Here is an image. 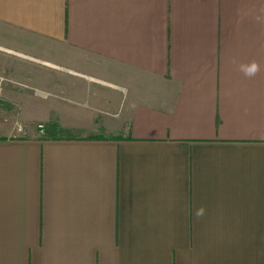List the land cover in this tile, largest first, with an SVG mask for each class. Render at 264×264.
<instances>
[{"label": "crops", "instance_id": "1", "mask_svg": "<svg viewBox=\"0 0 264 264\" xmlns=\"http://www.w3.org/2000/svg\"><path fill=\"white\" fill-rule=\"evenodd\" d=\"M0 50V264H264V0H0Z\"/></svg>", "mask_w": 264, "mask_h": 264}, {"label": "rangeland", "instance_id": "2", "mask_svg": "<svg viewBox=\"0 0 264 264\" xmlns=\"http://www.w3.org/2000/svg\"><path fill=\"white\" fill-rule=\"evenodd\" d=\"M0 53L1 54H5L6 56H8V57H10V58H17V56L16 55H14V54H12V53H9V52H6V51H3V50H0ZM21 61H25V62H28V60H24V59H22ZM53 62H54V60H52ZM58 65H61V66H64V67H69V63H64V62H60V61H57L56 62ZM3 76H5L6 77V74H2V76L0 75V83L1 82H4V79H2L3 78ZM0 107H3V106H0ZM12 108H10V110H11ZM14 109H17V107L15 106L14 107ZM50 126H54L53 124L52 125H50ZM48 127L46 126L45 128H44V131L45 132H42L40 135L42 136V137H46L47 139H61V138H68V137H70L68 134H65V132L64 131H62V130H60L59 128H58V130L57 131H55V130H53V128H51V129H47ZM50 128V127H49ZM38 130H41V129H38Z\"/></svg>", "mask_w": 264, "mask_h": 264}, {"label": "clouds", "instance_id": "3", "mask_svg": "<svg viewBox=\"0 0 264 264\" xmlns=\"http://www.w3.org/2000/svg\"><path fill=\"white\" fill-rule=\"evenodd\" d=\"M259 19V17H257ZM233 63H236L233 60ZM239 70L243 73V75L247 78H253L260 72V65L257 61L253 60L248 63L239 64ZM203 215V209H198L196 211V216L200 217Z\"/></svg>", "mask_w": 264, "mask_h": 264}, {"label": "built area", "instance_id": "4", "mask_svg": "<svg viewBox=\"0 0 264 264\" xmlns=\"http://www.w3.org/2000/svg\"><path fill=\"white\" fill-rule=\"evenodd\" d=\"M41 128H43V127H41ZM23 130H24L23 127H22L21 125H19V126H18V131H19V133L22 134V133H23Z\"/></svg>", "mask_w": 264, "mask_h": 264}, {"label": "trees", "instance_id": "5", "mask_svg": "<svg viewBox=\"0 0 264 264\" xmlns=\"http://www.w3.org/2000/svg\"><path fill=\"white\" fill-rule=\"evenodd\" d=\"M54 125V124H53ZM53 130L57 131L58 127L56 125L52 126Z\"/></svg>", "mask_w": 264, "mask_h": 264}]
</instances>
